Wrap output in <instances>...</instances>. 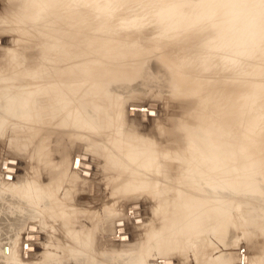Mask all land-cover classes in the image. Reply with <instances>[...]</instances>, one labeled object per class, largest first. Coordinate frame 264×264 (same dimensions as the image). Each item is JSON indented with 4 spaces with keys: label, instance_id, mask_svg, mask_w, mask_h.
I'll use <instances>...</instances> for the list:
<instances>
[{
    "label": "bare ground",
    "instance_id": "bare-ground-1",
    "mask_svg": "<svg viewBox=\"0 0 264 264\" xmlns=\"http://www.w3.org/2000/svg\"><path fill=\"white\" fill-rule=\"evenodd\" d=\"M251 15L252 17L246 18ZM261 18H264V0H229L227 3L221 0H0V50H5V56L7 55V59H9L7 64L3 65L1 63L3 66L0 67V81L4 83V86H1L4 89L0 88L2 90H0V132L3 126L2 121L7 120L6 118L14 117L17 120L15 125L19 129L25 125H28L29 128L32 122L34 124L37 123L39 118L35 117H41L39 114L42 111L44 112L42 116L46 118L45 121L49 126L53 122L57 125L54 129L40 125V128H35L32 131L33 140L35 141L33 148L36 149L37 155L40 154V158L46 166L45 176L41 175V173L34 178H28V176L24 178L23 182L18 184L19 187H16L19 190H14L16 193L18 191L23 193V197L25 194V197L31 200L32 204L30 205H32V208L25 209L29 214V219H34L39 214L35 207H39L38 204H44L45 201L48 203V198L56 190L58 181L62 180H59L62 177H57L58 171L56 172L54 169L53 173L49 172L52 167L47 166L55 164L56 167V164L62 161L59 156L66 150L67 141H61L60 137L62 136L60 135L62 134L61 132L68 131L69 133L71 132L70 135L72 137L84 138L85 142L84 149L76 147L71 152V162L69 164L74 170V175L78 174L79 176H77L83 179L92 177V165L88 156L90 154L86 150V148H89L91 152H98L99 155L105 158L104 166L110 165L115 168L114 171H116V176L119 178V180L117 179L115 192L120 193L121 196H124L126 192L134 193V190L138 188H144L154 193H163L160 205L153 209V215L150 217L147 226L151 228H149L151 231L149 229L148 233L145 231V234L149 235L148 239H143V242L137 241L138 243L131 245L129 238L118 239L119 241L124 240V245L127 247L124 248L123 254L116 258L113 264H144L146 262L144 260L146 257L148 259V256H160V262L157 261L159 264H176L172 255L173 250H179L186 242V239L191 240L195 231H197V234H202L208 228L221 240L227 241L231 227L235 225L234 222L237 219L235 217L236 214L233 215L235 220L231 218L232 216L230 215L232 213L230 214V211H228L229 207L227 205H233L230 201L235 200L237 197L242 198V204L245 202V206L248 204V207H246L248 210L245 212V216L248 218H245V222L250 223L252 219H256L257 223L255 226L258 225L259 233L262 232V235H264V224L261 223L264 220L260 219H264L263 216H260L262 215L260 213H264V202L259 198L256 199L258 188L256 186L259 184L254 183L253 180L255 179L251 178L250 175L240 181L239 175L242 173L246 175V170L242 168L239 172L237 162V126L238 124L240 125L237 116V108H239L237 93L238 83L241 80L239 74L243 73L239 71L252 67L254 60L252 58V61L251 57L257 47H259V42L263 41H260L264 38V24L259 21ZM146 25H150V28L148 26L149 30L142 32L146 28L143 29V27ZM8 33L14 35L13 46L14 43L23 44L21 53L16 52L14 47L11 46L12 44L8 47L6 46V49L3 48L4 39L2 36H6L5 34ZM254 33L261 36L259 41H256L257 37H255ZM100 36L104 40L101 39V41L100 38L102 37ZM139 36H141L140 39H143L140 40ZM113 48L118 50H111ZM96 53H100L103 56L102 58H104L102 60L104 62L100 63V65L95 60ZM148 53L158 56L163 64H161L163 69H159L154 75V83L166 86V91L168 89V92L172 93L175 99H180L184 104L181 105L179 116L176 117L177 113L175 112L176 116H172L173 118L170 119L169 124L160 122L155 133L156 135L163 134L160 140L144 138L143 144H145L146 149L142 146L143 150H145L143 151L137 150L135 147L139 136L131 132L127 134L126 128L123 127L124 122L127 123L126 121L130 119H124L125 113L129 111V106L126 109L124 108L125 113L123 116L121 113V108L123 107H119V105H124V102L112 103L113 100L112 102L107 100L109 91L114 87L110 88L111 84L107 82L106 76L111 75V77H114L115 83L117 82L118 86H122L121 89L125 88L124 85L128 86V82L138 74H141V72L149 80L148 68L145 71L146 69H140L139 64L132 66L130 63L133 60H144V55ZM120 55L127 59L128 62L126 64L107 63L108 59L119 57ZM205 55H207V59ZM5 56L3 55V57ZM241 63H245L247 67L240 70ZM251 71L249 72L251 73ZM250 73H245V75L250 76ZM252 73H255V71ZM257 73L261 74V71ZM243 79L245 78L243 77ZM139 87H141V84ZM262 87L264 85L260 89ZM115 88L117 89L116 91L121 90L119 87ZM129 88L131 89V87ZM130 89L127 88V90ZM256 93L258 94L259 92L255 91ZM133 94H135L134 91ZM136 94L138 95L139 93ZM126 95L124 93L125 98ZM129 97L132 98V94ZM97 98L98 101L100 100L99 102ZM115 99L116 97H114V101L118 102ZM118 99H120L119 96ZM149 102L156 103V99H148L145 103ZM104 104L107 106L111 105L113 110L107 112L105 109L104 111ZM152 106L150 105L146 109L149 110L151 108L150 111H153V115H156L158 109L156 110ZM137 107L139 109L140 105ZM138 111L137 113H139ZM134 113L136 114V112ZM150 114L152 115V113ZM163 117L165 116L163 115ZM53 118H55L54 121ZM133 118L134 116L131 118L132 121H134ZM138 125H143V123ZM44 133H48V136L49 134L50 136L55 135L53 140H56V143H53L54 145L52 144L51 148L47 147L46 149L42 145L46 138L43 136ZM150 136L153 135L150 134ZM175 137V140L177 138L184 140V144L181 143V145H184L181 150L177 148L178 142L172 144V140L174 142ZM141 140L143 139L141 138ZM164 141H168L169 144H164V146H168L162 148L161 145ZM98 143H102V146H98ZM54 153H57L58 156L53 155ZM5 154L7 153L5 152ZM80 154H85L86 157L75 159L74 155L79 156ZM13 156L4 158L3 166L8 165L15 168L17 164L12 161L10 163L7 160H15ZM94 156L96 157V155ZM55 157L56 160H54ZM96 159L95 161H98ZM79 160L81 162H77ZM88 163L91 165L90 168L83 166ZM98 163L100 164V162ZM104 166H102V169ZM2 169V173L0 172L2 176L13 172ZM83 169H87V171ZM59 170H61L60 167ZM82 170L89 172L90 175L84 174L88 177L84 176ZM59 173L63 172L60 171ZM158 181H162L164 184H158ZM130 197H132V201L128 204L129 206L138 201V199H134V194ZM18 198H22V196L20 195ZM98 198L100 199V197ZM25 203L22 204L24 208ZM133 209L135 211V208H132V211ZM112 210L111 207V212ZM139 210L140 212L142 211L141 209ZM111 212L110 215L112 214ZM144 212L142 211V213ZM98 214L102 213L99 212ZM122 217L114 219L113 235L117 233L116 228L118 225L116 221H121ZM139 218L141 217L139 216ZM134 219H131L132 222ZM142 221L141 223L143 224ZM29 223L35 225V230L29 229L23 235L25 233H38L39 227L35 221L26 223L25 228H27ZM235 227H237V224ZM119 228H121V225ZM70 233H72V230H70ZM77 233L75 232V234ZM73 235L74 233L71 234V236ZM108 236L109 233L104 238L110 239ZM250 237L253 236L250 235ZM113 238L115 239V237ZM75 239L77 240V236ZM259 240H262V238ZM87 241H84L86 245L87 243L89 244V241ZM262 241L263 243L259 241L263 245L261 251L264 250V239ZM77 242L80 243L82 241L80 239ZM84 242L83 244H85ZM259 242L255 243L258 245ZM33 243L34 241L28 242L27 239H24V244ZM133 247L134 249H132ZM206 252L208 251L206 250ZM262 254L264 256V253ZM79 255L81 253L77 251L76 256H72L73 260L71 261H73V264H88V262H85L86 260H80L83 257L81 255L80 258ZM223 256L225 257L224 253ZM99 257L101 258L102 254H99L97 259ZM104 260L100 261L104 262ZM69 261L66 264H70ZM100 261L96 263L92 261L91 263L107 264L108 262L101 263ZM245 262V256H243L239 264H245ZM216 263L218 262L216 261ZM256 263L264 264V258ZM150 264H152L151 261Z\"/></svg>",
    "mask_w": 264,
    "mask_h": 264
},
{
    "label": "rangeland",
    "instance_id": "rangeland-1",
    "mask_svg": "<svg viewBox=\"0 0 264 264\" xmlns=\"http://www.w3.org/2000/svg\"><path fill=\"white\" fill-rule=\"evenodd\" d=\"M221 1L227 3L229 0H221ZM230 1H236V0H230ZM253 6H256V5H253ZM250 17H252V15L249 17H246V18H250ZM259 21L264 24V18L259 19ZM148 26L150 28V25H148ZM148 26L147 25L144 26L143 29L145 27L147 29L145 28L144 30H142V32L143 31L146 32L147 30H149ZM8 34H5L7 37L2 36L4 39V41H3L4 43H2V46L4 49H6L11 44H12L11 46H13L14 41L12 42V40H14V35H12V34L8 35ZM254 34H255V37H257L256 41H259L261 36H258L257 33H254ZM141 36H139L138 38L140 39ZM100 37H102V36H100ZM142 37H144V36H142ZM101 39L104 40L103 37L100 38V40ZM141 39H143V38H141ZM260 41H262V42H259V47H257V49L253 53V56L251 57V60H252V58L254 60V61L252 60L253 61L252 67L250 66V68L247 70L243 69L244 67H247V66L245 63H241L240 64L241 68H239L240 70L243 69L242 71H239V72L244 73V71L246 70L248 72L247 73L245 71L246 74H249L250 73L249 71H251V69H252V71L250 73L251 74L250 76L245 75V73L244 74L240 73L244 76L239 74V78L241 80L238 83V93H237L238 99L237 100L239 103L238 104L239 108H237L238 109L237 116H238V120L240 122V125L238 124V126H237V134H238L237 135V138H238L237 139V150H238L237 162H238L239 172L242 170V168H245V170H246V175H244L243 173L239 175L240 176L239 178H241L240 181H242L244 178H246L247 175H250L251 178L255 179L256 181L252 179L253 182L259 184L258 186H256V187H258L257 191H256V195H257L256 199L259 198L261 201L264 202V198H263L264 197V194H263L264 193V87H262L260 89V87L264 85L263 84L264 83V38H262ZM113 43H116V42H113ZM260 43H261V45H260ZM22 45L23 44L20 45V44L14 43L13 47H14L16 52L21 53L20 51H23V49L21 48ZM113 46H114V44H113ZM111 50H118V49L113 48ZM5 54H6L5 50H0V61H1L0 67H2L4 64L8 63L7 61L9 59H7V55L5 56ZM96 54L97 55L95 56L96 57L95 60L100 65V63L104 62V61H102V60H104V58H102L103 56L100 53H96ZM3 55L6 58L3 57ZM205 56L207 59L208 58L207 55H205ZM241 59H242V57H241ZM107 61H108L107 62L108 64H119V65H123V63L126 64V62H128L126 58L124 59L123 55H120L119 57H115V58H110ZM1 63H3V65ZM130 63L132 64V66L139 64L140 69H142V70L146 69L145 71H147L149 69L147 72L150 74L149 80L150 81L152 80V81L150 82L148 80V77H146V75H143L141 72V74H138L135 78H133L132 80H130L128 82V84H127L128 86L124 85L125 88L121 89L122 86L121 87L118 86L117 82L115 83V81L113 80L114 77H111V75H107L106 80L108 83L111 84L110 88L112 89L114 87L113 89L115 91L114 92L113 89L110 90L111 92L109 91L110 97L108 96L107 100H110L111 102L113 100L112 103H121L123 101L124 105H121V104L119 105V107L120 106L123 107V108H121V110H122L121 113L123 114V116H124L126 107L129 106V108H128L129 111L126 112L128 115L125 113L124 119L125 120H126V118L127 119L130 118V119L126 121L127 123H125L123 120V122H124L123 127L126 128L127 134H128V132H131V133H135L139 136V139H138L139 143L136 142L135 147L137 150L138 149L143 150V147H144V149H146L145 144H143L144 140H145L144 138H147V139L149 138L151 140L156 138V140L157 139L160 140V137H162L163 134L162 135L157 134L158 136L155 134L158 126L160 125V122L161 123L164 122V124H166V123L169 124L170 119L173 118L174 116H176V113H177L176 117H178L179 116L178 114H180V111H181V105L184 103L180 99H177V98L175 99V97L172 96V93L168 92V89L166 91V88H167L166 86L160 85V83H154L155 82L153 80V78L155 77L154 75L157 73V71L159 69H163L161 66V64H162L161 59L158 56H156L152 53H148L147 55H144V60H141V61L140 60H138V61L133 60ZM255 66H256V68H255ZM259 66H261V67H259ZM257 68H258V70H257ZM254 71H255V73H252ZM260 71H261V74H258V73L256 74V72L260 73ZM240 76H242V77H240ZM248 76H249V78H248ZM243 77L245 79H243ZM144 78H146V79H144ZM139 81L140 82L143 81V82L140 83ZM254 82H256V83H254ZM140 84H141V87H139ZM151 84L152 85L154 84L153 85L154 87ZM148 85L151 87H149ZM1 86L2 87L4 86V83L2 81H0V88H2ZM257 86H259V87H257ZM115 87H119V89H121V90L116 91L117 89ZM129 87H131V89L132 88H134V89L131 90ZM144 87L148 90H146ZM127 88L130 90H127ZM137 88H139V89H137ZM2 89H4V88H2ZM140 89H142V90H140ZM133 91L135 94H133ZM255 91L259 92V93L255 94ZM260 91H262V92L260 93ZM126 92H127V95H126ZM124 93H125L127 99L125 98ZM136 93H139V94L137 95ZM128 94L130 96L132 94V98L129 97ZM170 95L172 96V98ZM113 96L116 97L115 100L116 101L118 100V102L114 101ZM118 96L120 99H118ZM122 97H123V99H122ZM133 97H135V98H133ZM98 98H97V101H98ZM124 98L126 99L127 102L125 101ZM151 98L156 99V103L154 102L155 104L152 102L151 103L150 102L145 103L146 101H148V99H151ZM141 101H142V103H141ZM139 105H140V107L138 109L137 106H139ZM150 105L151 106L153 105L152 107H155L156 110L158 109L156 111V115L158 116V114H159L158 117L156 115H153L154 114L153 111H150L151 108L149 110L146 109V107H148V106L150 107ZM175 105H177V106H175ZM108 106L106 104H104V107H103L104 111H105V109L107 112L108 111L110 112V110L111 111L113 110L111 105L109 106L110 108ZM131 108H132V110H131ZM160 108H161V110H160ZM167 108H168V110H167ZM169 108L172 111H170ZM137 110H139L138 111L139 113H137ZM158 111H159V113H158ZM134 112H136V114ZM146 112H147V114H146ZM133 113H134V115H133ZM150 113H152V115ZM43 114H44L43 111H42V113L40 112L39 116L41 115V117H35V118H39L37 123L34 124L32 122L31 126H29V128H28V125L27 126L25 125L19 129V127H17L15 125V124H17L16 123L17 120L14 117H9V118H6L7 120L2 121L3 126L1 125L2 131L0 132V140H1L0 141V172L2 173V171H3L2 168H4L5 171L7 170V171H13V172L6 173L3 176L0 173V181H1L0 182V264H66V262L69 261V259H70V261H69L70 264H73V261H71V260H73L72 256H76L77 251H80V253L83 257L80 260H86L85 262H88V264L89 263L92 264L91 263L92 261H94L93 263H96L97 261H100V260L102 261V260H104V258H105L104 262L108 261L107 264H113L116 261V258H118L119 256H121V254H123L124 248L127 247L126 245H124V240L119 241L118 239L129 238L130 239V241H129L130 245L138 243L137 241L143 242V239L144 240L148 239L149 235L145 234V233L146 232L148 233L149 231H151L150 230L151 228L147 227V226H148L150 217H152V215H153V213H152L153 209L160 205V201L162 199L163 193H159V192L154 193L152 191H147L144 188H138V189L134 190V193L133 192H126V193H124V196H121L120 193L115 192L116 191L115 186L117 185V181L119 180V178L116 176V174H117L116 171H114L115 168H113L110 165L104 166L105 158L103 156L99 155L98 152H91V150L89 148H86V150L90 154V155H88L89 161L91 160L93 162L92 163L90 161V163L92 165V177L89 179L88 178L83 179L82 177H78L79 176L78 174H77L78 176L76 174L74 175V172H73L74 170L72 167H70V164H69L71 162V155H72L71 152L74 151V149L76 147L84 149V147H85L84 143L85 142H84V138L78 139L77 137H72L70 135L71 132L69 133L68 131H64V132H61L62 134L60 136H62V137H60V139L63 142L67 141L66 142L67 148H66V150H64L62 152L63 154L61 153V156H59V158H61L62 161L60 160L61 161V162H59L60 164L59 163L56 164L57 166L59 165L58 167L57 166L55 167V164L47 166V167H52L49 169V172L53 173L56 170V172L58 171L57 177H59V176L62 177V178H59V180L60 179H62V180L58 181V183H57L59 188L57 186L56 190H54L51 193L52 196L51 195H50L51 197L49 196V198H48L49 199L48 203L50 202L49 204L45 201L47 203L46 206H45V202H44V204L43 203L38 204L39 207L38 206L35 207V210H38L39 214L34 219H29V214L27 211H25V209L32 208V205H30V204H32L31 200L28 197H25V194L23 197V193H21L19 191L17 192L18 193V195H17V193L15 191L19 190V189H16V187H19L18 184L23 182L24 178H26L28 176H29L28 178H34L35 176L39 175L40 173H41V175L45 176V171H47L45 168L46 166L43 164V161L40 158V154L37 155V153L35 151L36 149L33 148V144L35 141L33 140V136H32L33 129H35V128L38 129L41 126H49V124L45 121L46 118L42 116ZM122 114H121V116H122ZM162 114L166 118L163 117ZM135 115H136V117H135ZM133 116H134V118H133L134 121L131 120V118ZM11 118H12V120H11ZM137 118H138V120H137ZM142 118H143V120H142ZM161 118H162V120H161ZM54 119L55 118H53V121H54ZM152 121H153V123H152ZM142 123H143V125H140V126L138 125V124H142ZM127 124H129L131 126H129V125L126 126ZM153 124H154V126H153ZM56 126L57 125L54 124V122H53L50 124L49 127H50V129H54V127H56ZM141 126H142L143 130H142ZM30 127H33V128H30ZM149 127H154V128L156 127V128L154 130V128H149ZM137 129H139V130H137ZM147 131L148 132L150 131L149 134ZM47 134L48 133L43 134V136L46 138L42 142L43 143L42 145L45 146L46 149H47V147L53 146L56 143L55 142L56 140H53V139H55L53 137L55 135L53 134L50 136V134H49V136H48ZM150 134L153 136H150ZM65 138H66V140H65ZM68 138H69V142H68ZM141 138L143 140H141ZM175 139H176V137L174 138V140ZM165 140H166V138H165ZM248 141H249V143H248ZM174 142L172 140V144H176L178 142L177 148H179V150H181L182 147L184 146V145H181V143L184 144V140H182L181 138L180 139L177 138V140H175ZM167 143H168V141H166V142L164 141L162 143L163 146L161 144L160 145L162 148H165L168 145L164 146V144H167ZM247 144H249V145H247ZM97 145L102 146V143H98ZM16 146H17V148H16ZM143 151H145V150H143ZM5 152L7 154H5ZM176 152H177V150H176ZM172 153H174V152L172 151ZM29 155H30V157H29ZM53 155L58 156L57 153L56 154L54 153ZM94 155H96V157ZM9 156H13L15 158V160L7 159L8 162L12 161L13 163L17 164V165H15L16 166L15 168H12L8 165L3 166L2 162H3L4 158H7ZM74 156H75V159L76 158L83 159L84 157H86L85 154H80L79 156L74 155ZM97 156H98V158H97ZM99 157H101V158L99 159ZM96 158L98 159V161H95ZM159 158H160V156H159ZM241 158H242V160H241ZM28 159H31V160H28ZM54 160H56V157ZM99 160H101V161H99ZM25 161H26V163H25ZM239 161H241V162H239ZM12 162H10V163H12ZM77 162H81V160H79ZM98 162H100V164ZM101 162L103 165L101 164ZM67 165H68V167H67ZM91 165L88 163V164H84L83 166L90 168ZM62 166H64V167L62 168ZM65 166L68 168V170ZM102 166H104L105 168L103 167V169H102ZM59 167L61 168V170H59ZM99 167H101V168H99ZM51 169H53V170H51ZM83 170L87 171V169H83ZM83 170H82L83 175L84 174H87L88 176L90 175L89 172H84ZM28 171H30V172H28ZM60 171L63 173H59ZM105 172H108V173H105ZM72 173H73V175H72ZM46 175H47V173H46ZM87 175H84V176H87ZM113 176H114V178H113ZM46 177H48V176H46ZM100 177L103 179H101ZM8 178H10V179H8ZM44 180H46V179H44ZM5 182H6V184H5ZM60 183H62V184L60 185ZM157 183L158 184H164L162 181H160V182L158 181ZM261 189L263 190V192ZM19 194L22 196V198H18V197H20ZM133 194L135 195L134 199L135 200L138 199V201L140 202L139 203L137 201L139 203V206H138L137 202L132 203L130 206L128 205L130 203V201H132V199H131L132 197H130V196H132ZM15 195L17 196V198ZM98 197H100L101 200ZM25 198L28 199V201H26ZM111 201H112V203H111ZM20 202H23V203H20ZM141 202H144V203H141ZM242 202H243L242 198L237 197V198H235V200L230 201V203H233V205L232 204L227 205L229 207L228 211H230V214L232 213L230 215V216H232L231 218H233L235 220V218L233 217L234 214H236L235 217L237 218L234 222L235 223V225H233L234 227L233 226L231 227L232 233L230 232V235L228 237L229 239L227 241L221 240L217 235H215L212 232V230H209V228H208V230H206V232L203 231L202 234H197V231H195L194 236L191 237L192 238L191 240L186 239V242L181 247L179 246L181 249L179 248V250L178 249L173 250L172 255H173L175 263L176 264H212V262L214 261L215 263L213 262V264H239L241 262V258L243 259V256H245V261H246L245 264H257L256 262H258V260H263L264 256L262 253H264V250L262 249L263 251H261V248L263 247V245H262L263 241L262 240L264 239V235H262L263 234L262 232L259 233L260 230H259L258 225L255 226V224L257 223L256 219L255 220L252 219L254 221L251 220L250 223L245 222V220H246L245 218H248L247 216H245V212L248 210V208H246V207H248V204L245 206V202L243 204H242ZM24 203H25V208H24V205H22ZM106 203H108V204L106 205ZM40 205H42L41 208H40ZM42 207H44V208H42ZM105 207H106V209L104 210ZM111 207L113 209L112 212H111ZM109 208H110V210H109ZM132 208H135V211H134V209L132 211ZM139 209H141L143 212L144 211L145 212L142 213V211L140 212ZM107 210H109V211H107ZM70 211H72V212H70ZM251 211L253 212V210H251ZM99 212H101L102 214H98ZM110 212L112 213L111 215H110ZM130 212L132 215L130 214ZM71 213H72V215H71ZM126 213H127V215H126ZM260 214H262L260 216L264 217L263 212ZM43 215H44V217H43ZM51 215H52V217H51ZM77 215H79V216H77ZM107 215H109V216H107ZM136 215H138V216H136ZM53 216L55 217V219ZM139 216L142 219L139 218ZM74 217H75V219H74ZM119 217H122L123 221L121 219L120 220L122 222L117 220L116 224L119 227L121 225V228H119L117 226V228H119L120 230H118L116 228L117 233H116V235H113L112 234L113 230H114L113 221H114V219L119 218ZM126 217H127V220H126ZM129 217H131V218H129ZM238 218L240 221L238 220ZM18 219H20V220H18ZM131 219L132 220L134 219V221L132 222ZM260 219H262V221L264 220L263 218H260ZM30 221H35L37 223V225L39 227L38 233H25L23 235V233L25 231L27 232L29 229L35 230V225H32L30 223L28 224L29 227L27 226V228H25V224L30 222ZM94 221H95V223H94ZM141 221L143 222L144 225L141 223ZM236 221H237V223H236ZM123 222H124V224H123ZM251 222H253L254 224ZM79 223H81V224H79ZM261 223L264 224V221ZM236 224H237V227H235ZM249 224H251V225H249ZM86 226H87V229H86ZM122 227H125V228H122ZM69 228H71V229H69ZM81 228H82V230H81ZM148 229H149V231H148ZM70 230H72V233H70ZM250 230H251V232H250ZM74 231L76 233L78 231V233L75 234ZM94 231H95V233H93ZM118 231L120 232V234ZM121 231H123V232H121ZM233 232L236 234L234 235ZM252 232H253V234H251ZM73 233H74L75 237H74V235L71 236V234H73ZM108 233H109L108 237H110V239L104 238V236ZM246 233H248V234L245 235ZM96 234H98V235H96ZM149 234H151V233H149ZM254 234H255V236H254ZM256 234H258V235H256ZM259 234H260V236H259ZM123 235L125 236V238L123 237ZM250 235L253 237H250ZM76 236H77V240L75 239ZM88 236H91V237H88ZM111 236H112V238H111ZM117 236H119V237H117ZM113 237H115V239ZM257 237H258V239H256ZM248 238H249V240L253 239V240H251L252 242L249 241ZM261 238H262V240H259ZM24 239H27L28 242L34 241V243L29 244V245L24 244ZM80 239L82 241V242H80L81 244L79 242H77ZM95 239H97V240H95ZM232 239H234V240H232ZM87 240L89 241V244L87 243V245H89V246H87L85 243ZM183 240H184V238H183ZM254 240H256V241H254ZM74 241H75V245H74ZM259 241H261L262 243ZM83 242L85 244H83ZM117 242H119V243H117ZM191 242H193V243L191 244ZM255 242H259V244L257 245V243H255ZM77 243H78V245H76ZM79 244H80V246H79ZM260 244H261V246H260ZM81 245H83V246H81ZM256 245H257L258 250L256 249ZM76 246L78 248L79 247L80 248L78 249ZM99 248H101V249H99ZM75 249H77V250H75ZM92 249H93V251H92ZM132 249H134V247ZM71 250H72V252H75V251L76 252L70 253ZM206 250L208 252H206ZM95 252H96V254H95ZM92 253L95 254L94 255L95 258H94V256H91V255H93ZM223 253H224L225 257L223 256ZM99 254H102V257L101 258L99 257V259H97ZM81 255H79V257ZM219 256H222V257L219 258ZM150 257L151 256H148V259H147V257L145 258L144 261H146V262L143 261L144 264H148V263L150 264V261L152 264L153 263L159 264V263H157V261L160 262L159 261L161 259L160 256H155V257H151V258ZM217 257H218V259H216ZM91 258H92V261H91ZM216 261L218 263H216ZM104 262H101V263H104ZM167 262H169V261H167ZM85 264H87V263H85Z\"/></svg>",
    "mask_w": 264,
    "mask_h": 264
},
{
    "label": "water",
    "instance_id": "water-1",
    "mask_svg": "<svg viewBox=\"0 0 264 264\" xmlns=\"http://www.w3.org/2000/svg\"><path fill=\"white\" fill-rule=\"evenodd\" d=\"M78 164V163H77ZM118 230H120L119 228H118ZM120 236V235H119ZM122 236V235H121ZM123 237L125 238V236L123 235Z\"/></svg>",
    "mask_w": 264,
    "mask_h": 264
}]
</instances>
